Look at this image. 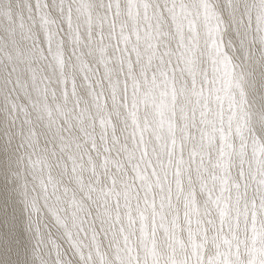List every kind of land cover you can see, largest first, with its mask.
Returning <instances> with one entry per match:
<instances>
[{
  "label": "clouds",
  "instance_id": "1",
  "mask_svg": "<svg viewBox=\"0 0 264 264\" xmlns=\"http://www.w3.org/2000/svg\"><path fill=\"white\" fill-rule=\"evenodd\" d=\"M0 264H264V0H0Z\"/></svg>",
  "mask_w": 264,
  "mask_h": 264
},
{
  "label": "bare ground",
  "instance_id": "2",
  "mask_svg": "<svg viewBox=\"0 0 264 264\" xmlns=\"http://www.w3.org/2000/svg\"><path fill=\"white\" fill-rule=\"evenodd\" d=\"M3 225H2V222H0V229H2Z\"/></svg>",
  "mask_w": 264,
  "mask_h": 264
}]
</instances>
